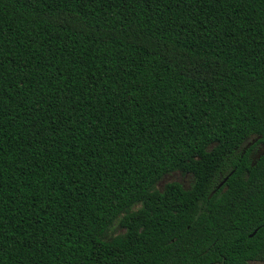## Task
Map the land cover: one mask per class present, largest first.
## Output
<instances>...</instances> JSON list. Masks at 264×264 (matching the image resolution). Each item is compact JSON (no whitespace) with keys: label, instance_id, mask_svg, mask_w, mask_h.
Here are the masks:
<instances>
[{"label":"trees","instance_id":"1","mask_svg":"<svg viewBox=\"0 0 264 264\" xmlns=\"http://www.w3.org/2000/svg\"><path fill=\"white\" fill-rule=\"evenodd\" d=\"M252 139L264 0H0V264L264 260Z\"/></svg>","mask_w":264,"mask_h":264},{"label":"flooded vegetation","instance_id":"2","mask_svg":"<svg viewBox=\"0 0 264 264\" xmlns=\"http://www.w3.org/2000/svg\"><path fill=\"white\" fill-rule=\"evenodd\" d=\"M249 145V144H248ZM246 146L245 149L241 152L239 159L242 160L244 157L245 151L251 147V145ZM264 154V144L258 142V139H252V151L246 156V159L244 160L243 168L245 172L246 164L248 163L251 167H253L256 163V161ZM232 171L229 173H226L224 175H219L217 183L212 187L211 191L208 194V198L214 195L219 189L223 187V185L226 183L228 177L231 175ZM178 174L180 173H173ZM169 183H177L180 185L184 190H189L193 183V178L190 175H186L185 179L181 180L180 182H168V183H162L159 184V187L157 188L160 192L164 190L165 186ZM251 186H254V183H251ZM252 194H255V191L252 189ZM260 227V226H259ZM259 227H256L251 234L248 235V237H252L258 230ZM264 264V260H247L246 264ZM215 264H221V263H215ZM226 264V263H223Z\"/></svg>","mask_w":264,"mask_h":264},{"label":"rangeland","instance_id":"3","mask_svg":"<svg viewBox=\"0 0 264 264\" xmlns=\"http://www.w3.org/2000/svg\"><path fill=\"white\" fill-rule=\"evenodd\" d=\"M185 179V177L183 175H178V174H170L167 175L165 177H163L158 185L157 188L159 187V184L162 183H168V182H180L181 180ZM124 232V230L118 225V223H116L108 232H107V238H112L114 236H117L119 234H122ZM259 264V263H256Z\"/></svg>","mask_w":264,"mask_h":264},{"label":"water","instance_id":"4","mask_svg":"<svg viewBox=\"0 0 264 264\" xmlns=\"http://www.w3.org/2000/svg\"><path fill=\"white\" fill-rule=\"evenodd\" d=\"M249 145H250V144H249ZM249 145H248V146H249Z\"/></svg>","mask_w":264,"mask_h":264}]
</instances>
